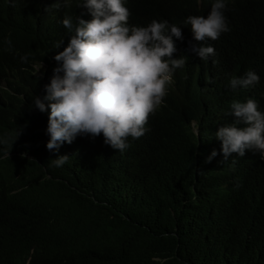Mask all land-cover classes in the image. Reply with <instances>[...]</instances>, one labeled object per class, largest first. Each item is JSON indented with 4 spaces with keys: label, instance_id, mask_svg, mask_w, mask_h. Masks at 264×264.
I'll list each match as a JSON object with an SVG mask.
<instances>
[{
    "label": "trees",
    "instance_id": "trees-1",
    "mask_svg": "<svg viewBox=\"0 0 264 264\" xmlns=\"http://www.w3.org/2000/svg\"><path fill=\"white\" fill-rule=\"evenodd\" d=\"M61 1L56 10L41 0H0V208L13 224L17 252L33 250L30 264H264V215L239 200L219 156L206 162L207 147L192 153L193 122L211 141L223 120L228 62L210 78L208 66L197 72L188 59V74H175L164 111L153 114L144 136L129 137L123 152L103 134L47 149L51 102L41 92L71 38L62 21L75 22L84 2ZM133 2L129 25L152 15L181 22L198 8L197 0ZM262 5L241 0L242 22L220 40L232 55L264 52L255 42L241 48ZM36 96L45 111L34 107ZM62 155L68 161L52 166ZM256 182L262 193L254 197L264 204V168Z\"/></svg>",
    "mask_w": 264,
    "mask_h": 264
},
{
    "label": "clouds",
    "instance_id": "clouds-1",
    "mask_svg": "<svg viewBox=\"0 0 264 264\" xmlns=\"http://www.w3.org/2000/svg\"><path fill=\"white\" fill-rule=\"evenodd\" d=\"M41 1L56 10L62 3ZM133 1L84 0L75 22L63 15L62 24L71 38L54 57V74L45 85L46 93L41 92L51 102L47 149L58 150L77 136L95 139L103 134L106 145L123 152L130 147L128 138L144 136L153 114L164 111L175 74H188V59L197 72L200 65L208 66L210 78L212 68L222 70L228 62L231 97L219 106L223 120L211 141L202 137L193 122L192 153L199 156L200 147H207L206 162L219 156L218 164L224 177H232L239 200L264 215V204L254 197L262 193L255 176L264 168V52L257 51L259 47L264 50V15L257 13L249 19L251 34L248 31V41L241 45L258 43L254 45L257 52L232 55L220 40L242 22L241 0H197V12L185 14L181 22L152 15L129 25ZM261 2L263 11L264 0ZM6 43L11 47L10 39ZM20 59L26 62L28 57ZM35 67L41 73L40 66ZM41 67L47 68V64ZM34 107L46 110L39 96ZM68 158L62 155L52 166L61 167ZM252 178L254 183L248 185ZM2 189L0 185V205ZM12 225L0 208V264H30L34 251L17 252L15 236L9 231Z\"/></svg>",
    "mask_w": 264,
    "mask_h": 264
}]
</instances>
